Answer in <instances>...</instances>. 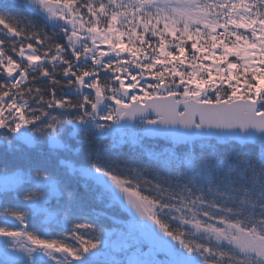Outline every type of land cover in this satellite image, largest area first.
<instances>
[{"label": "snow or ice", "instance_id": "obj_1", "mask_svg": "<svg viewBox=\"0 0 264 264\" xmlns=\"http://www.w3.org/2000/svg\"><path fill=\"white\" fill-rule=\"evenodd\" d=\"M0 217V264H264V0H0Z\"/></svg>", "mask_w": 264, "mask_h": 264}, {"label": "trees", "instance_id": "obj_2", "mask_svg": "<svg viewBox=\"0 0 264 264\" xmlns=\"http://www.w3.org/2000/svg\"><path fill=\"white\" fill-rule=\"evenodd\" d=\"M120 217H121V219H127V217L124 213H120ZM2 222H3V218L0 217V223H2Z\"/></svg>", "mask_w": 264, "mask_h": 264}, {"label": "water", "instance_id": "obj_3", "mask_svg": "<svg viewBox=\"0 0 264 264\" xmlns=\"http://www.w3.org/2000/svg\"><path fill=\"white\" fill-rule=\"evenodd\" d=\"M181 108H182V105H181Z\"/></svg>", "mask_w": 264, "mask_h": 264}]
</instances>
